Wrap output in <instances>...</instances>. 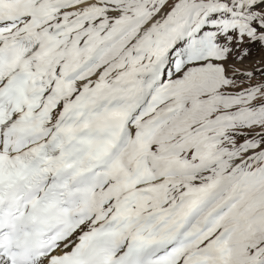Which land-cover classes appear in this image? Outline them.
<instances>
[{
    "label": "snow or ice",
    "instance_id": "obj_1",
    "mask_svg": "<svg viewBox=\"0 0 264 264\" xmlns=\"http://www.w3.org/2000/svg\"><path fill=\"white\" fill-rule=\"evenodd\" d=\"M0 264H264V0H0Z\"/></svg>",
    "mask_w": 264,
    "mask_h": 264
}]
</instances>
